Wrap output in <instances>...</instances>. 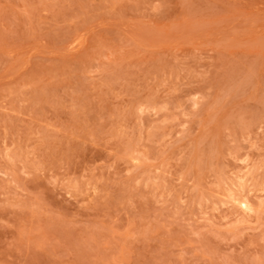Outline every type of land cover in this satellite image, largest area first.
I'll return each mask as SVG.
<instances>
[{"label":"rangeland","instance_id":"374dc122","mask_svg":"<svg viewBox=\"0 0 264 264\" xmlns=\"http://www.w3.org/2000/svg\"><path fill=\"white\" fill-rule=\"evenodd\" d=\"M0 264H264V0H0Z\"/></svg>","mask_w":264,"mask_h":264},{"label":"bare ground","instance_id":"6f19581e","mask_svg":"<svg viewBox=\"0 0 264 264\" xmlns=\"http://www.w3.org/2000/svg\"><path fill=\"white\" fill-rule=\"evenodd\" d=\"M246 205V204H245Z\"/></svg>","mask_w":264,"mask_h":264}]
</instances>
